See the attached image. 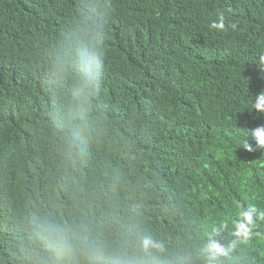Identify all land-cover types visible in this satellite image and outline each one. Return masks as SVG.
I'll return each mask as SVG.
<instances>
[{
  "label": "trees",
  "instance_id": "1",
  "mask_svg": "<svg viewBox=\"0 0 264 264\" xmlns=\"http://www.w3.org/2000/svg\"><path fill=\"white\" fill-rule=\"evenodd\" d=\"M261 56L264 0H0V264H204L249 206L264 264Z\"/></svg>",
  "mask_w": 264,
  "mask_h": 264
},
{
  "label": "clouds",
  "instance_id": "2",
  "mask_svg": "<svg viewBox=\"0 0 264 264\" xmlns=\"http://www.w3.org/2000/svg\"><path fill=\"white\" fill-rule=\"evenodd\" d=\"M211 30L217 32L227 31L229 28L235 29V23H227L223 13H221L215 21L209 25ZM260 62L264 65V56L260 57ZM252 108L260 114H264V92L255 96V100L252 104ZM252 136L256 142V145L264 149V126H259L252 131ZM246 150L251 151L250 145L244 143ZM257 214V208L255 206H249L242 209L238 213V218L231 221V236L232 239L227 242H221L219 237L224 229L228 226L225 223L214 225L209 232L206 233L207 242L200 249V255L203 258L204 264H222L223 260L228 258L233 250L237 247V244L243 240L250 238L255 228L254 217ZM141 247L145 252L151 250L162 251L163 244L155 241L151 237H144L141 241Z\"/></svg>",
  "mask_w": 264,
  "mask_h": 264
}]
</instances>
